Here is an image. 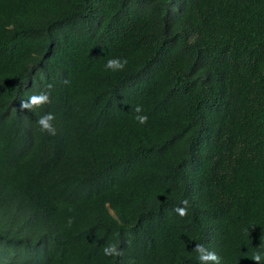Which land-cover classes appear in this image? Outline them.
Returning <instances> with one entry per match:
<instances>
[{
	"label": "trees",
	"instance_id": "trees-1",
	"mask_svg": "<svg viewBox=\"0 0 264 264\" xmlns=\"http://www.w3.org/2000/svg\"><path fill=\"white\" fill-rule=\"evenodd\" d=\"M196 243L264 257V0H0V264H199Z\"/></svg>",
	"mask_w": 264,
	"mask_h": 264
},
{
	"label": "clouds",
	"instance_id": "clouds-1",
	"mask_svg": "<svg viewBox=\"0 0 264 264\" xmlns=\"http://www.w3.org/2000/svg\"><path fill=\"white\" fill-rule=\"evenodd\" d=\"M127 64V60L124 59L121 61L119 58L116 59H109L106 64V68L112 69V70H122L125 65ZM52 85H48V88L51 89ZM50 92H40L39 94H33L31 95L27 100H21L20 102V108L21 109H29L33 110L36 108H41L46 104H50ZM135 111L137 113H140L142 111V108L140 106H137ZM55 119L54 114L52 113H47L37 120L38 125L40 126L41 131H45L50 135H56V128L54 127L52 121ZM138 122L140 124H145L147 123L148 117L146 115H138L136 117ZM182 204L184 206L182 207H177L175 211L181 216L184 217L187 215V206H188V201L184 200L182 201ZM72 223V219L69 218L68 220V225L70 226ZM193 250L198 254V260L199 264H209V262H212V264H220L221 258L218 256L217 253L214 251H209L203 244L201 243H196L195 247ZM104 254L105 255H111V256H120L122 255V252L117 249V246L115 244L108 245L104 249ZM262 255L260 252H256L252 255L251 260L255 261L256 264H261Z\"/></svg>",
	"mask_w": 264,
	"mask_h": 264
}]
</instances>
